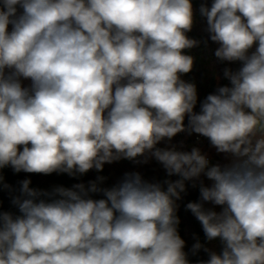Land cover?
<instances>
[{
    "label": "clouds",
    "instance_id": "1",
    "mask_svg": "<svg viewBox=\"0 0 264 264\" xmlns=\"http://www.w3.org/2000/svg\"><path fill=\"white\" fill-rule=\"evenodd\" d=\"M199 15L205 46L241 66L197 112L181 78L201 44L188 36L193 0H0V191L18 210H0V264H191L177 215L188 181L200 199L186 210L222 246L197 239L192 255L209 258L196 264H264V0H202ZM182 132L226 162L157 147ZM122 159L178 179L133 171L50 190L24 179L14 194L2 173L76 177Z\"/></svg>",
    "mask_w": 264,
    "mask_h": 264
},
{
    "label": "trees",
    "instance_id": "2",
    "mask_svg": "<svg viewBox=\"0 0 264 264\" xmlns=\"http://www.w3.org/2000/svg\"><path fill=\"white\" fill-rule=\"evenodd\" d=\"M202 0H193L194 8L196 10V23L191 32L188 33L190 38H194L201 41L199 47H195L191 50H187V54L192 55L195 58L193 70L182 76L189 77L195 81L199 87L198 102L195 111L199 112L200 102H202L208 94H214L218 87L229 85V81L223 77L224 68H231L233 71L237 70L241 65L240 62H220L214 56V51L217 45L210 40H208L207 46L203 43L204 40L208 38V34L204 31L206 27V21L199 15V7ZM208 6L211 5V0H207ZM29 82L24 81L27 85ZM187 124V119L185 120ZM188 135L183 132V136H193ZM182 136L177 134L171 141H162L161 144L172 145L178 142ZM214 153L219 154L214 149ZM222 160L225 161V157L222 154ZM138 171L141 173L144 179L150 182H162L165 179H178L177 176L168 177L166 171L163 167L154 159L150 160L147 164H137L134 161L127 159H122L112 164H105L102 172H97L95 169L90 170L83 176L70 177L66 173L58 174L53 173L51 175L42 174H28L24 172L15 173L10 167L4 168L2 170L4 176V182L11 185L13 189L17 190L20 187V181L24 179H29L31 181L30 187L50 190L54 186H64L71 187L75 183L88 184L89 181L95 180L98 176L105 177L103 187H111L117 183L124 175L125 172ZM204 179L205 185H210L211 182L206 178ZM192 181L186 182V192L182 193V199L177 201L179 208L177 210V215L180 218V224L178 226V231L182 239L185 240L184 251L188 253V259L191 264H196L199 260H207L208 254L201 250L197 255H192L191 248L197 239L200 243L204 244L211 250L219 253L221 251V244L219 240L207 241L205 234L203 232L200 222L195 218V216L186 210V204L189 202H198L200 199L199 184L197 182V187H192ZM94 198H102L101 194H96ZM0 210L11 211L18 214V210L11 204V199L9 192L7 190L0 191ZM205 207H212L210 204H206ZM219 211V208H216Z\"/></svg>",
    "mask_w": 264,
    "mask_h": 264
},
{
    "label": "built area",
    "instance_id": "3",
    "mask_svg": "<svg viewBox=\"0 0 264 264\" xmlns=\"http://www.w3.org/2000/svg\"><path fill=\"white\" fill-rule=\"evenodd\" d=\"M182 79L187 82L195 83L197 87V94L199 93V87L195 81H193L189 77H183ZM179 135L182 136V138L178 142L172 145H164L160 143L157 145V147L164 148L175 146V148L180 151H191L193 147H197L201 149L202 153L207 154L211 164L224 163V161L222 160V154L215 155V148L210 145V142L207 138L199 136L198 134H195L193 136H183V132L179 133Z\"/></svg>",
    "mask_w": 264,
    "mask_h": 264
}]
</instances>
